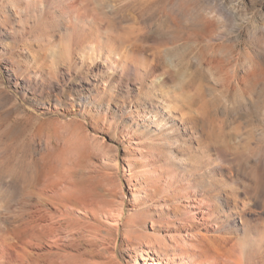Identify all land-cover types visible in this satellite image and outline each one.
I'll use <instances>...</instances> for the list:
<instances>
[{
    "label": "rangeland",
    "instance_id": "374dc122",
    "mask_svg": "<svg viewBox=\"0 0 264 264\" xmlns=\"http://www.w3.org/2000/svg\"><path fill=\"white\" fill-rule=\"evenodd\" d=\"M187 197L215 213L211 250L239 249L225 210L245 208L264 264V0H0L3 263L21 261L5 237L64 210L69 264H145L130 239L167 236ZM80 198L123 208L119 234L75 240L104 218Z\"/></svg>",
    "mask_w": 264,
    "mask_h": 264
},
{
    "label": "bare ground",
    "instance_id": "6f19581e",
    "mask_svg": "<svg viewBox=\"0 0 264 264\" xmlns=\"http://www.w3.org/2000/svg\"><path fill=\"white\" fill-rule=\"evenodd\" d=\"M134 189L137 188L134 187ZM64 197H67L68 200L70 198L67 196V194H65ZM80 199V205L77 204L80 207L78 208L80 213H90L95 219H99V214H102L104 218L99 220L101 222L100 224L95 225V223H92L93 225H88L87 228H84L85 230L80 229L85 227L84 225L80 228H77L76 231L70 229L69 226L66 225L64 229H66L69 233H72V235H75V240H80L81 237L84 238L86 236L89 238V241L87 242H89V244L92 246L96 245L97 243L99 244V241L101 242L102 240H105L109 232L116 231V233L119 234L120 224L124 214L122 207V209L119 208V210L115 211L114 209L110 208V203L106 202L105 199H100L101 204L96 205H94L92 202H87L84 199L83 201L82 198ZM204 200L205 198L202 197L200 201L192 199L191 202L190 198L187 197V204L183 208H180L179 206L176 208V215L178 218L177 220L179 223H181L180 225L177 226L174 224L171 227L169 226L170 228L167 230V236L157 237L155 240H152L151 238L149 239V236L148 242L146 244H144L141 240L131 241L130 239V250L136 255L140 256L145 264H251V260L247 261V258H252L253 247L258 246L259 242L257 239H254L252 236H250L251 232L249 220L243 212L245 211V208L244 210L242 209L243 211H240L239 203L236 202L228 203L227 209L225 210L228 216L236 213V216H239L240 218V222L242 224L241 229L244 232V237L240 243L238 242L239 249L235 245L237 244L236 240L235 244H231L229 247L225 244L215 243L212 245L213 250H211L209 248L210 243L207 245L200 242V239L205 237L206 234L203 233V227H200L199 225L204 224L206 221L211 220L212 218H215V213L209 207H205L203 205ZM56 209L59 211L61 208L58 206ZM69 210H71V207H69ZM63 211H60L59 221H56L61 227L64 226V222L67 220L66 215L69 218V215L67 213H63ZM55 214V212L50 214L51 219L57 216H54ZM44 216L45 215H42L41 213H37L34 215L31 222H25L27 223L26 226L21 225L22 227L20 229L19 226L14 236L9 234L10 236L8 237L5 235L7 236L5 237L7 238V243L18 254V257L21 258L20 264H23V259L26 258V255L30 253L42 256L45 260L44 262H47L45 264H69L66 260V253L63 256V253L58 251L62 248H65L66 246L64 242L65 235L63 236L64 232L62 231L63 229L60 226H55L54 223L44 222ZM28 221H30V219H28ZM215 225H217V223H215ZM58 228H61V231ZM3 251L4 249L0 251V264H4L2 260L4 258V255H2Z\"/></svg>",
    "mask_w": 264,
    "mask_h": 264
}]
</instances>
